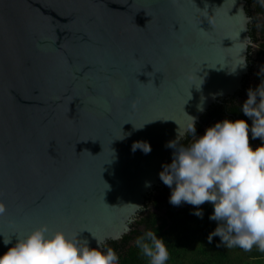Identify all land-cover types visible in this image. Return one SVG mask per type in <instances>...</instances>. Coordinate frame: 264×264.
<instances>
[{
  "label": "water",
  "instance_id": "obj_1",
  "mask_svg": "<svg viewBox=\"0 0 264 264\" xmlns=\"http://www.w3.org/2000/svg\"><path fill=\"white\" fill-rule=\"evenodd\" d=\"M245 6L0 0V234L14 244L46 225L90 247L127 235L168 143L241 90Z\"/></svg>",
  "mask_w": 264,
  "mask_h": 264
},
{
  "label": "clouds",
  "instance_id": "obj_2",
  "mask_svg": "<svg viewBox=\"0 0 264 264\" xmlns=\"http://www.w3.org/2000/svg\"><path fill=\"white\" fill-rule=\"evenodd\" d=\"M259 3L264 5V0ZM240 111L247 119L217 121L201 136L196 134L192 117L185 130L192 142L178 147L177 138L168 143L167 147L174 149L172 162L163 166L159 178L171 189L170 204L192 205V214L201 219L204 213L200 206L211 205L208 218L216 227L207 237L209 244L218 237L227 247L264 251V88L249 89ZM250 136L261 143L253 148ZM137 149L148 154L151 146L136 142L132 150ZM5 211L0 202V215ZM92 237L96 247H90L79 235L69 238L63 231L50 234L46 225L26 236H16L14 244L13 237L3 236L4 245L12 246L0 255V264H120L112 247ZM135 244L147 264H167V244L155 232H145Z\"/></svg>",
  "mask_w": 264,
  "mask_h": 264
},
{
  "label": "trees",
  "instance_id": "obj_3",
  "mask_svg": "<svg viewBox=\"0 0 264 264\" xmlns=\"http://www.w3.org/2000/svg\"><path fill=\"white\" fill-rule=\"evenodd\" d=\"M244 1L246 3L245 11L250 18L248 30L251 44L258 48L257 52L249 57L250 75L254 73L257 64L264 58V24L260 23V18L264 17V5H261L259 0ZM254 79L257 82H264V74L256 75ZM249 89L254 90L256 87ZM242 104L243 101L237 100L236 96L218 100L201 118L203 126L208 128L217 121L224 119H247L240 111ZM201 131L200 126H196V134H200ZM191 138L190 135H186L179 142L178 147L188 145ZM249 143L255 148L261 141L259 139L253 140L250 136ZM171 162L172 160L168 164ZM200 208L204 213L203 219L192 214L195 211L194 206L187 203L174 206L169 203L161 217L153 213L139 217L134 228L130 229V232L124 235L121 240L107 241L103 246H110L116 251L120 258V264H147V259L136 247L135 240L145 232L153 231L159 237L164 238L167 244L169 250L167 264H264V251L257 247H253L249 251L238 247H227L219 243L218 237H215L213 242L209 244L207 237L216 227L215 222L208 218L212 212V207L205 203ZM138 227H143L144 230L140 232L137 230Z\"/></svg>",
  "mask_w": 264,
  "mask_h": 264
},
{
  "label": "rangeland",
  "instance_id": "obj_4",
  "mask_svg": "<svg viewBox=\"0 0 264 264\" xmlns=\"http://www.w3.org/2000/svg\"><path fill=\"white\" fill-rule=\"evenodd\" d=\"M260 23L264 24V17L260 18ZM250 48L253 50L254 53H256L257 50H258L257 46L253 45V44H251ZM263 60H264V58L257 64L256 70L258 69L260 72H262V69L264 68V61ZM253 76L254 75H252V74L249 75V73H248L244 77L245 78L246 77L249 78L251 83L254 84L253 85L254 87H256V88L258 86L260 87L261 83H258L257 81H255ZM240 88H243L242 84H241ZM246 99H247V95L244 96L243 100H246ZM205 130H204V132H205ZM204 132L201 135H203ZM201 135H199V136H201ZM185 137H186V135L184 136V138ZM169 162H170V160H168L164 165L168 164ZM170 194H171V189L168 186L164 185L163 182L159 178L158 179V184L155 187H153V189L151 191H149L147 193V195L143 199L141 207L135 213V215H133V217L131 218L132 222L129 225V229H133L134 228L136 220L139 217L146 216L149 213H153V214H156L158 217H161L166 211V205L169 204ZM156 200H158V202H155ZM137 230L142 232L144 230V228L143 227H138Z\"/></svg>",
  "mask_w": 264,
  "mask_h": 264
},
{
  "label": "flooded vegetation",
  "instance_id": "obj_5",
  "mask_svg": "<svg viewBox=\"0 0 264 264\" xmlns=\"http://www.w3.org/2000/svg\"><path fill=\"white\" fill-rule=\"evenodd\" d=\"M251 54H255L254 52H253V50L251 49L250 50V46H249V48H248V51H247V59H246V61H247V69H248V72H247V74L249 73V71H250V68H251V64H250V59H249V57L251 56ZM258 70V69H257ZM257 70H255L254 71V73H252V75H254L253 76V78L256 76V75H261V74H264V72H260L259 70L257 71ZM256 83V82H255ZM258 83H261L260 84V87L261 88H264V82H258ZM254 84L253 83H251V81L249 80V78H243V80H242V86H243V88H241V90L240 91H238L234 96H236V99L237 100H239V101H245V100H243L244 99V96L245 95H247L248 93V88H250V87H254L253 86ZM238 95H240V96H238ZM233 96V97H234ZM222 100V99H221ZM208 111V110H207ZM206 111V112H207ZM206 112H205V114H206ZM204 114V115H205ZM203 115V116H204ZM202 116V117H203ZM201 117V118H202ZM201 118H200V121H199V123L198 124H196V126H200V128L202 129V131L200 132V134H198L197 136H199V135H201L203 132H204V130L205 129H207V127L206 126H203V122L201 121ZM186 135H188V134H186ZM192 139L193 138H191L190 140H189V143L192 141Z\"/></svg>",
  "mask_w": 264,
  "mask_h": 264
},
{
  "label": "crops",
  "instance_id": "obj_6",
  "mask_svg": "<svg viewBox=\"0 0 264 264\" xmlns=\"http://www.w3.org/2000/svg\"><path fill=\"white\" fill-rule=\"evenodd\" d=\"M264 61V60H263ZM262 72H264V68L262 69Z\"/></svg>",
  "mask_w": 264,
  "mask_h": 264
}]
</instances>
